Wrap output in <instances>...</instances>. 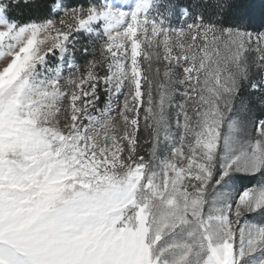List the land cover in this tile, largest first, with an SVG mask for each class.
Masks as SVG:
<instances>
[{
  "label": "snow or ice",
  "instance_id": "1",
  "mask_svg": "<svg viewBox=\"0 0 264 264\" xmlns=\"http://www.w3.org/2000/svg\"><path fill=\"white\" fill-rule=\"evenodd\" d=\"M0 264H264L245 0H0Z\"/></svg>",
  "mask_w": 264,
  "mask_h": 264
},
{
  "label": "trees",
  "instance_id": "2",
  "mask_svg": "<svg viewBox=\"0 0 264 264\" xmlns=\"http://www.w3.org/2000/svg\"><path fill=\"white\" fill-rule=\"evenodd\" d=\"M246 4L248 5L246 6ZM245 7L248 12V15L250 16L254 24L256 23L259 24L261 22L262 15L264 19V10H262V8L258 5L257 0H252V1L245 0ZM18 11L20 13H25L24 6L20 5ZM12 15H15V13H12Z\"/></svg>",
  "mask_w": 264,
  "mask_h": 264
},
{
  "label": "rangeland",
  "instance_id": "3",
  "mask_svg": "<svg viewBox=\"0 0 264 264\" xmlns=\"http://www.w3.org/2000/svg\"><path fill=\"white\" fill-rule=\"evenodd\" d=\"M247 1H252V0H247ZM119 2H125V0H119ZM257 2H258V5L262 8V10H264V0H257ZM253 3V2H252ZM248 4H246V6H247ZM262 20H264L263 19V15H262V19H261V21ZM257 24V23H256ZM257 114H259V112H257Z\"/></svg>",
  "mask_w": 264,
  "mask_h": 264
}]
</instances>
